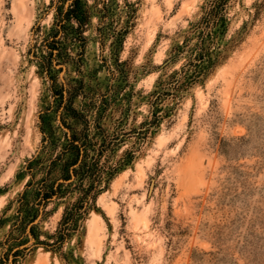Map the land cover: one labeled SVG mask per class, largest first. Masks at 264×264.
<instances>
[{
  "label": "rangeland",
  "instance_id": "374dc122",
  "mask_svg": "<svg viewBox=\"0 0 264 264\" xmlns=\"http://www.w3.org/2000/svg\"><path fill=\"white\" fill-rule=\"evenodd\" d=\"M70 1L0 0V264H264V0H234L221 60L161 102L202 0H84V44L57 35ZM73 137L105 170L60 240Z\"/></svg>",
  "mask_w": 264,
  "mask_h": 264
},
{
  "label": "trees",
  "instance_id": "16d2710c",
  "mask_svg": "<svg viewBox=\"0 0 264 264\" xmlns=\"http://www.w3.org/2000/svg\"><path fill=\"white\" fill-rule=\"evenodd\" d=\"M63 1V0H60ZM234 0H202V4L196 14V17L189 22L188 28L183 34V40L181 42L177 41L174 46H172V56L171 58L176 60L178 58H183V62L179 69H174L171 74L166 75L164 79L158 82L157 89H154L150 94L155 102H161V98L168 94H173L176 96L182 90H185L204 79L207 73L212 70L217 63L223 57L224 46V36L230 24V17L228 8H230L231 3ZM56 30L58 32H63L64 37L71 36L83 41L82 36L85 25H88L91 20V11L87 7L84 0H71L69 4L64 8L62 3L56 6ZM61 23V24H58ZM75 23V24H73ZM57 35H54L55 37ZM48 52L52 55L55 49L60 54L59 42L54 38L47 45ZM47 68L53 66V63L48 59ZM61 96L62 93H59ZM78 137H73L68 139V144L63 153L69 152L71 155V164H77V167L73 169V181L75 189L78 190L79 197L77 202L71 207V210H63L62 219L60 221V228L57 232L60 240L63 239L65 231L68 226H75L76 219L80 215V211L86 208V204L89 203L90 199L95 200L97 194L101 190L99 189L102 180L103 173L105 169L99 166V157L102 153V149H96L93 146L95 153L89 155L88 145L86 141L80 144H76ZM97 151V152H96ZM73 158V159H72ZM79 158L81 159L79 161ZM66 165L63 167V172L66 169ZM105 178V184L108 182L109 173ZM70 174L65 171L64 179L69 178ZM86 181L87 186H83ZM61 184L58 186H53L52 184L46 185L42 196L44 199L59 193L61 190ZM68 234V233H67ZM48 244V243H46Z\"/></svg>",
  "mask_w": 264,
  "mask_h": 264
}]
</instances>
